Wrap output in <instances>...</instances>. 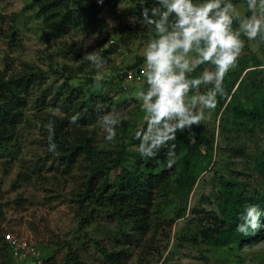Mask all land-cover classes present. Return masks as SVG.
<instances>
[{
	"label": "trees",
	"instance_id": "trees-1",
	"mask_svg": "<svg viewBox=\"0 0 264 264\" xmlns=\"http://www.w3.org/2000/svg\"><path fill=\"white\" fill-rule=\"evenodd\" d=\"M193 2L200 3L202 0ZM230 2L245 4L247 12L244 16L252 14L247 6V0ZM73 3L74 0L41 1L39 13L52 36L61 38L72 29H84L108 36V24L101 15L100 3L88 1L78 7ZM121 3H127L130 7L114 13L117 21L116 32L121 43L155 34L137 20L142 8L141 0L103 1L105 7L112 11ZM132 6L136 8L133 9ZM143 6L150 8L156 5L154 0H148ZM1 22L14 32V19H11L10 23L4 19ZM233 25L239 26V23L234 22ZM1 34L3 35L4 31L0 25ZM5 36H10V32L5 33ZM259 43V49L263 52L264 39L260 38ZM143 62L144 57L138 58L134 64L127 66V73L138 70L137 67ZM20 65L23 66L21 69L11 70V67H7L5 71L0 72V157L11 155L12 148L18 140L20 125L32 100L30 94L32 96L33 89L41 87L47 80L44 72L34 69L29 64ZM202 69L203 66L197 68L190 78L198 77ZM243 72L245 73L241 77ZM233 75L235 78L229 81L230 83L224 80L227 95L223 98L218 97V105L211 113L215 118L220 115L218 127L221 134L227 135L230 132L229 124L241 126L236 132L245 133L247 132L245 126L240 124L246 122L260 125L261 133L264 135V64L254 58L247 59ZM244 79H247L248 83L243 88ZM72 80L73 78L67 77L63 83L66 90L60 106L64 113L63 117H53L48 111L35 115L36 122L46 123L49 119L55 121L54 142L59 155L47 151L48 134L45 129L38 127L37 123L36 127L41 137L45 158L52 164L62 167L63 170L59 173L63 177L71 176L74 188L70 195L78 205L76 216L80 228L89 226L96 215L111 223L113 229L110 232L116 241L114 248L110 250L102 248L98 243H94V246L105 264H122L121 260L128 254L125 246L132 245L137 238L141 241L150 234L145 253L155 250L154 238L159 236L164 225L169 223L171 227L174 220L186 217L187 203L190 194L195 190L198 174L207 171L211 164H215L214 132L213 130L209 132L203 124L194 127L191 132L178 131L176 139L171 142L175 144L176 163L169 168L165 155L167 149H162L154 159L142 157L137 151L140 141L135 139V134L139 129L146 128V121L141 128L129 135L128 121L122 119L116 129V142L110 144L105 141V133L98 123V118L112 108L125 110L135 102L133 99L121 101L116 99L114 94L112 95V90L108 88L112 82L100 81L102 85L100 90L93 91L90 88L95 84V79L88 78L76 86L71 84ZM201 91L205 89L201 88ZM245 91L251 92L250 97L240 98V92ZM193 94L194 92L189 95ZM40 96L35 99L36 106L40 108L38 112L47 104L44 103L45 94ZM98 103L105 106L103 111L97 110ZM77 112L81 118L76 124H71L69 117ZM129 156L132 157L130 162ZM253 163L257 176L252 188H249L248 183L242 178L221 176L218 178L219 185L214 189L213 207L206 212V217H199L201 209H192L190 216L194 224L192 222L190 224L194 227L195 240L215 249L227 250L264 240V227L256 232L249 230L247 235L236 230L240 223L239 217L246 206L257 205L264 213V144L253 158ZM171 203H175V217L167 221L163 214ZM261 224L264 225V215L261 216ZM58 250H54V253L45 259H41L39 254L40 264H87L71 246L64 248L63 254H59ZM14 258L1 235L0 264H13ZM37 262V259L35 261L31 259L26 263Z\"/></svg>",
	"mask_w": 264,
	"mask_h": 264
},
{
	"label": "rangeland",
	"instance_id": "rangeland-1",
	"mask_svg": "<svg viewBox=\"0 0 264 264\" xmlns=\"http://www.w3.org/2000/svg\"><path fill=\"white\" fill-rule=\"evenodd\" d=\"M41 1L0 0V25L4 31L0 35V72L7 67H11V70L21 69L22 63L31 65L47 76L44 84L33 89L32 96L30 94L32 100L20 125L18 140L11 155L0 157V237L11 233L25 239L35 246L41 259L58 249V253L63 254V249L71 246L87 264H105L94 243L102 248L113 249L116 242L110 232L113 225L96 215L89 226L80 228L76 216L78 205L70 195L74 188L73 181L71 176L63 177L59 173L63 170L62 167L45 158L35 115L62 105L66 95L63 87L65 78H73L71 84L75 86L88 78L97 79V69L86 59V53L96 51L107 62L101 71L100 81L112 82L108 88L116 99L135 101L125 109V119L129 124L127 131L129 135L133 134L145 122L146 113L139 93L146 90L148 85L144 76L140 81H127L126 68L138 58L144 57V48L155 34L121 43L116 32L114 13L130 7L127 3H121L112 11L105 7L102 0L100 12L108 24L107 37L84 29H72L63 37L56 38L39 13ZM88 1L97 0H74L73 4L78 7ZM234 5L241 15L247 12L245 4ZM3 19L8 23L11 19L15 20L14 32L2 24ZM233 28L239 26L233 25ZM8 31L10 36L6 37L5 33ZM241 38L245 41V47L238 58L237 67L225 77L228 82L235 78L233 74L239 71L245 60L254 58L264 64V51L259 49L261 37L251 41L242 34ZM202 66V72L207 67L214 68L207 64L198 68ZM145 67L144 61L137 69L144 70ZM247 83L248 80L244 79L243 88ZM90 89L99 91L100 87L93 84ZM41 94H45L44 103L47 104L38 112L40 108L36 106L35 99L41 97ZM250 94L247 91L240 92V98L246 96L248 99ZM219 118L220 115L215 118L211 114V119L202 123L209 132H214L215 164L198 174L195 190L187 203L186 217L174 220L171 227L169 223L164 225L159 236L154 238L155 250L145 253L150 234L141 241L137 238L132 245L125 246L128 254L121 260L122 264H264V240L246 246H235L230 250L215 249L195 240L194 227L190 224H194L190 216L193 208L202 210L199 217H206V212L213 207V193L219 185V177L242 178L249 188L255 185L257 175L253 158L264 144L260 125L242 122L240 125L245 126L247 131L242 133L236 132L241 126L229 124L230 132L222 135L218 127ZM131 160L132 157L129 156L128 162ZM175 209V203H171L165 209L163 217L167 221L174 219ZM28 260L30 258H14L12 263L27 264Z\"/></svg>",
	"mask_w": 264,
	"mask_h": 264
},
{
	"label": "clouds",
	"instance_id": "clouds-1",
	"mask_svg": "<svg viewBox=\"0 0 264 264\" xmlns=\"http://www.w3.org/2000/svg\"><path fill=\"white\" fill-rule=\"evenodd\" d=\"M102 3V0H97ZM148 0H141L138 22L143 23L155 36L144 48L146 90L139 97L145 111L146 128L139 129L137 151L142 157L156 158L167 149V166L176 163L175 144L178 131H189L211 119L218 105V97L227 95L224 80L238 65V58L245 47L242 34L248 40L264 39V0H247L250 16L241 15L230 0H154L156 6L146 7ZM259 9V11H257ZM234 22L239 28H233ZM86 59L97 69L95 87H101L100 75L106 61L96 51L86 53ZM210 65L194 78L191 74L201 65ZM209 85L211 87H209ZM204 88L205 91H201ZM193 95H189L193 93ZM103 111L104 105L97 104ZM53 117H63L60 107L47 110ZM81 118L79 112L69 117L71 124ZM126 118L125 110L112 108L98 118L105 133V141L114 144L117 126ZM37 126L47 132V151L59 155L54 142L55 121H37ZM195 134L193 133V137ZM194 142V141H193ZM257 205H248L240 215L237 231L244 235L259 231L261 216ZM190 264V262H186Z\"/></svg>",
	"mask_w": 264,
	"mask_h": 264
},
{
	"label": "built area",
	"instance_id": "built-area-1",
	"mask_svg": "<svg viewBox=\"0 0 264 264\" xmlns=\"http://www.w3.org/2000/svg\"><path fill=\"white\" fill-rule=\"evenodd\" d=\"M144 70H134L128 71L127 73V81H140L142 78V73ZM4 241L7 243L13 257L15 258H23L29 257L30 260H38L37 264H40L39 261V252L36 250L35 246L26 241L25 239L18 238L17 236H13L11 233L8 235L4 234Z\"/></svg>",
	"mask_w": 264,
	"mask_h": 264
}]
</instances>
